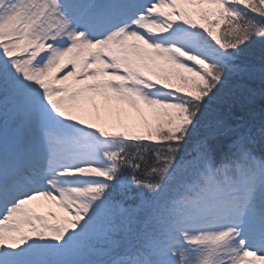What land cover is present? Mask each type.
<instances>
[{"label":"snow or ice","instance_id":"1","mask_svg":"<svg viewBox=\"0 0 264 264\" xmlns=\"http://www.w3.org/2000/svg\"><path fill=\"white\" fill-rule=\"evenodd\" d=\"M0 264H264V0H0Z\"/></svg>","mask_w":264,"mask_h":264},{"label":"rangeland","instance_id":"2","mask_svg":"<svg viewBox=\"0 0 264 264\" xmlns=\"http://www.w3.org/2000/svg\"><path fill=\"white\" fill-rule=\"evenodd\" d=\"M217 31V29H216ZM94 99L84 104L83 109H78L76 114L87 121L100 126H113L118 124L115 130H124V126L133 128V131H144L143 120L146 117L150 123H155L154 111L144 107L134 108L125 101L112 98L108 99L103 94H88ZM45 207V203H43ZM54 211H61L58 207L53 208ZM41 213L43 210L40 211Z\"/></svg>","mask_w":264,"mask_h":264},{"label":"bare ground","instance_id":"3","mask_svg":"<svg viewBox=\"0 0 264 264\" xmlns=\"http://www.w3.org/2000/svg\"><path fill=\"white\" fill-rule=\"evenodd\" d=\"M33 205H35V206H36V202H33Z\"/></svg>","mask_w":264,"mask_h":264}]
</instances>
